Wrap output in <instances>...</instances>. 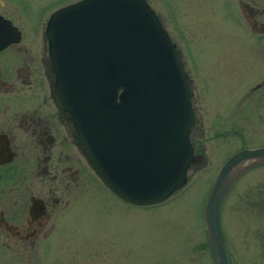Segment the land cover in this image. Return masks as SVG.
Listing matches in <instances>:
<instances>
[{
	"label": "flooded vegetation",
	"instance_id": "flooded-vegetation-1",
	"mask_svg": "<svg viewBox=\"0 0 264 264\" xmlns=\"http://www.w3.org/2000/svg\"><path fill=\"white\" fill-rule=\"evenodd\" d=\"M72 1L76 0L62 1L47 8V0H0V33L7 38L15 29L19 33L18 39L9 40L0 47V264H52L51 255L54 254L56 264H69L68 259L64 260L68 253L72 258L70 264H92L89 253L101 245L94 243V237L84 234L94 232V226L82 219L89 211L87 202L92 204L95 197V184L127 203L97 175L83 152V145L77 140L79 133L71 113L55 95L56 76L46 34L47 22L54 10ZM223 1L232 4L233 36L241 55L248 57V73L242 82L237 77L241 89L229 113L241 114L243 122L239 124L233 118L228 123L224 120L226 116L218 118L214 134L225 142V133L230 129L243 142L225 157L226 160L236 150L250 147L245 144L247 123L261 125L264 131V0ZM155 11L162 20L160 13ZM167 16L174 31L178 30L174 33L166 27L181 50L192 92L194 121L189 135L194 159L190 169L204 152L195 139L201 138L203 127L199 101L202 92L198 89L196 93L190 65L187 68L189 34L179 31L170 0L167 1ZM206 91L209 93V89ZM219 114V110L216 111V115ZM255 118L259 121L257 124ZM197 124L202 125L197 128L200 129L198 134ZM247 172L234 183L222 205L221 223L230 259L247 252V247L251 253L264 256V172L259 173L263 186L257 188L249 185V178L244 177ZM229 196H232L230 201ZM228 202L234 203L237 217L239 211H244L246 218L244 221L242 218V225L238 223L246 236L236 242L229 236L224 222ZM230 220L233 225L237 224L238 219L231 217ZM108 234L102 240L101 253L107 259L103 263L110 264L112 257L124 263L120 237L113 239ZM61 243L72 244V250L65 252V256L55 249Z\"/></svg>",
	"mask_w": 264,
	"mask_h": 264
},
{
	"label": "water",
	"instance_id": "water-1",
	"mask_svg": "<svg viewBox=\"0 0 264 264\" xmlns=\"http://www.w3.org/2000/svg\"><path fill=\"white\" fill-rule=\"evenodd\" d=\"M18 34L0 33V47ZM46 34L56 98L103 182L135 204L163 201L182 187L194 159L192 92L181 51L148 0H76L53 11ZM260 164L264 144L244 147L214 176L203 207L214 264H230L224 199Z\"/></svg>",
	"mask_w": 264,
	"mask_h": 264
},
{
	"label": "rangeland",
	"instance_id": "rangeland-1",
	"mask_svg": "<svg viewBox=\"0 0 264 264\" xmlns=\"http://www.w3.org/2000/svg\"><path fill=\"white\" fill-rule=\"evenodd\" d=\"M62 1L67 0H47L45 4L47 8H52ZM148 1L160 13L165 26L172 30V22L167 16L168 0ZM170 2L177 15L179 31H185L190 38L191 46L189 45L186 51L189 61L187 68L190 65L188 69L193 84H196V93L198 89L202 92L199 101L203 111L201 138L199 136L195 139L196 144L201 146L200 150L203 149L204 152L198 162L189 169L186 183L166 200L156 204L138 206L124 203L96 183L92 204L91 201L87 202L90 214L88 211L82 219L88 220L91 227L94 226V232L84 234L94 237V243L101 245L89 253L92 264H102L107 260L101 252L102 240L108 233L113 239L120 237L124 248L122 252L124 263L112 257L109 259L110 264H213L205 233L203 207L214 176L225 157L243 144L241 138L239 136L236 138V134L230 129L225 133L227 137L225 142L214 134L218 118L223 119L226 116L224 120L228 123H231L233 118L239 124L243 122L241 114L229 113L241 89V84L237 83V80L239 78L241 82L244 81L242 78H246L248 73V57L241 55L237 39L233 36L235 23L230 2L223 0H170ZM177 32L178 30L174 31ZM218 110L220 116L216 115ZM258 122L255 118V123ZM247 124L248 130L244 131L247 138L245 144L248 146L263 144V126ZM201 126L196 125L197 134L200 131L197 128ZM261 172H264L262 165L246 173L244 177L249 178L251 187L263 186L262 174L259 175ZM255 174L259 177L252 178ZM228 199L232 200V196ZM227 205L224 222L229 236L236 242L246 236L239 227L243 224L242 218L243 221L246 218L244 211L239 210L236 211H239L241 217H237L234 203L228 202ZM231 217L238 219L237 224H232ZM55 249L61 251L63 255L72 250V244L61 243ZM250 251L247 247V252H241L240 256L230 259L231 264H264L263 255H255ZM85 254L84 252L83 255ZM82 258L84 260L85 256ZM65 259H68L67 262L70 264L71 254L68 253ZM56 261L55 254L51 255V263L56 264Z\"/></svg>",
	"mask_w": 264,
	"mask_h": 264
}]
</instances>
